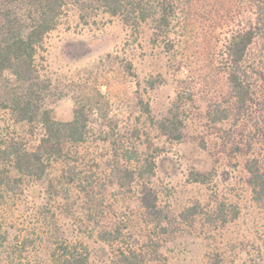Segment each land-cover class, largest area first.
Instances as JSON below:
<instances>
[{
    "label": "rangeland",
    "instance_id": "1",
    "mask_svg": "<svg viewBox=\"0 0 264 264\" xmlns=\"http://www.w3.org/2000/svg\"><path fill=\"white\" fill-rule=\"evenodd\" d=\"M71 1L74 7L45 44L44 54L49 68L42 76L43 81L51 85L46 99L55 118L63 122L74 119L73 98L70 95L54 98L63 85L68 88L71 76L78 80L76 76L79 77L80 73L91 71L101 60L113 55L117 59H113L110 88L102 87L106 99L101 100L107 109L111 108L112 126H108L109 121L105 120L97 121L93 126L96 129L113 127L116 132L127 136L138 116L132 108L136 91L145 102L152 103L159 115L178 95L184 98L186 108L183 115L186 138L182 142L170 143L157 131L149 130L150 139L155 147L163 148V153L158 160L156 175L145 181L139 180L131 190L120 189L118 185L106 187L111 184L108 161L112 151L108 145L94 140L77 150L74 161H53L44 182L31 187L28 182L20 181L17 194L7 197L0 209V261L4 258L7 264H13L17 259L18 262L22 260V264H49L51 240H55L57 235L82 240L94 252H112L102 242L101 235L119 223L128 225L130 230L126 231L134 233L143 246L153 234L144 221L142 205L144 195L150 192L152 199L157 198L166 217L164 226L167 232L160 238L169 264H208V256L213 254L219 256L222 264H264V209L253 200L246 184L248 176L241 164L243 159L231 160L221 154L218 130L206 116L210 95L204 92L202 73L206 63L198 49L199 45L206 47L204 34L199 29H190L188 40L181 41L178 53L188 49L185 53L189 59L180 72L163 44L153 43L152 22L134 31L126 28L120 19L107 15L91 0H81L86 8L75 0ZM11 5L14 9L16 4L0 0V17ZM23 8V5H18L16 11L24 23ZM174 32L177 40H182L180 26L177 25ZM187 42L189 45L185 47ZM128 63L133 65L136 78H116ZM12 79L10 74L0 79V140L5 144L3 151L6 144L13 148H29L36 144L30 129L17 124L12 113L1 107V102L7 100L15 88ZM150 81L156 84L153 90L149 88ZM142 123L145 126L148 120L142 118ZM230 127L229 124L225 126L227 129ZM144 139H135V144L129 148L142 157L147 150L140 146ZM203 140L207 142L208 150L201 147ZM126 147L121 150L125 151ZM3 161L9 168L12 166L7 158ZM5 162L0 160L2 165ZM236 163L240 165L235 167ZM192 172L212 173L214 177L210 178L213 181L194 183ZM82 179L96 183L94 203H87L85 194L80 191L78 182ZM220 204L225 205L227 213L216 225L213 220L217 218L215 212ZM190 208L194 210V216L186 221L182 214ZM233 209L240 212L235 219L230 213ZM24 241H27L26 247L22 245ZM106 256H103L105 259L102 258L101 264H107Z\"/></svg>",
    "mask_w": 264,
    "mask_h": 264
},
{
    "label": "trees",
    "instance_id": "2",
    "mask_svg": "<svg viewBox=\"0 0 264 264\" xmlns=\"http://www.w3.org/2000/svg\"><path fill=\"white\" fill-rule=\"evenodd\" d=\"M91 1L102 7L110 17L120 19L131 30L138 31L143 24L152 22L153 43L163 44L171 62L180 72L189 56L185 53L188 49L179 54L178 47L188 40V30L199 29L204 34L206 47L204 49L199 45L198 49L206 63L202 77L204 92L210 95L207 119L218 130L221 154L231 160L238 157L243 159L241 164L248 176L246 184L253 200L264 209V0ZM75 2L86 8L81 0ZM9 3H15V8L12 9L13 5L7 6L0 17V79L10 74L15 88L7 100L1 102V107L12 113L17 124L30 129L36 144L29 148H13L6 144L7 151H3L5 144L0 140V160L4 163L3 160L7 158L12 165L9 168L6 162L4 165L0 163V209L7 197L17 194L20 181L28 182L31 187L44 182L53 161H74L77 150L90 140L108 145L112 151L108 161L111 184L106 187L118 185L120 189L131 190L139 180L154 177L163 148L155 147L149 130L157 131L167 142H182L186 138L184 98L177 95L170 107L159 115L155 113L152 103L145 102L136 91L132 108L138 112V116L133 121L134 126L128 129L127 136L116 132L113 127L96 129L93 125L97 121H109L108 126H112L113 121L110 106L107 109L106 105L101 104V100L106 99L102 87L110 88V76L114 73L112 68L115 64L113 59H117L109 55L106 60L93 66L91 71L76 76L78 80L71 76L68 88L63 85L56 96L53 94L56 99L70 95L75 103L72 121L57 120L46 99L51 85L43 81L42 76L49 68L44 54L45 44L74 7L72 1L9 0ZM18 5L25 7L24 23L22 17L17 16ZM14 16L17 17L13 19ZM177 25L180 26L182 40H177L175 35ZM187 45L189 42L185 47ZM110 62L111 65L108 64ZM44 63L47 65L44 66ZM123 69L116 78H136L131 63ZM149 88H156L154 81L149 82ZM142 118L148 120L145 126ZM228 124L231 127L227 129L225 126ZM143 137L145 139L140 146L147 150L142 157L129 148L135 144V139L141 141ZM200 143L204 150L209 149L206 141ZM126 145V150H121ZM239 165L236 163L235 167ZM211 176L212 173H191L192 182L200 184L210 183ZM85 181L82 179L78 182V187L85 194L87 203H94L93 194L97 185ZM46 193H49L48 190ZM151 199L152 193L146 192L142 201L143 218L153 234L143 246H140V240L134 233L126 231L130 230L128 225L119 223L101 235L102 242L112 252H94L82 240L57 235L55 240H51L53 246L49 264H101L105 255L107 264H169L160 238L162 233L167 232L164 226L166 217L157 198ZM225 209L224 204L217 207V218L213 220L216 225L227 213ZM193 213L194 210L190 208L182 217L188 221L190 216H194ZM230 213H233L232 219L240 214L235 209ZM26 242H22L24 247L27 246ZM208 257V264H222L217 254ZM16 261L13 264H22V260ZM0 264L7 262L3 258Z\"/></svg>",
    "mask_w": 264,
    "mask_h": 264
}]
</instances>
